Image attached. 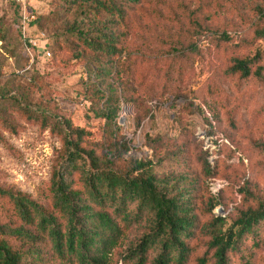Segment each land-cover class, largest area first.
<instances>
[{
	"label": "rangeland",
	"instance_id": "374dc122",
	"mask_svg": "<svg viewBox=\"0 0 264 264\" xmlns=\"http://www.w3.org/2000/svg\"><path fill=\"white\" fill-rule=\"evenodd\" d=\"M9 3L0 0V184L42 199L63 149L60 118L84 128L91 144L113 140L95 88L105 90L113 79L95 73L101 53L71 37L70 30L76 24L95 31L114 17L83 15L64 0H34L30 10L37 21L26 34L41 45L45 34L51 56L38 54V48L32 59L22 18ZM126 18L120 46L138 62L131 93L144 99L148 113L140 122L136 103L122 98L115 121L123 157L113 167L131 173L134 159L151 160L154 174L173 193L189 190L197 215L189 240L194 264L207 249L206 223L212 213L227 217L225 229L238 207L264 200V150L256 148L264 143V77L242 80L229 71L233 58L264 49V0H141ZM202 31L207 38L197 47ZM227 32L230 40L218 39ZM226 138L233 143L228 160L215 149ZM205 157L219 164L218 176H207ZM246 185L254 195L250 201L239 191ZM211 194L217 200L213 212ZM148 227L144 220L129 228L114 250V261L121 262ZM231 258V264H264V245L253 248L246 240ZM58 263L48 256L44 264Z\"/></svg>",
	"mask_w": 264,
	"mask_h": 264
},
{
	"label": "trees",
	"instance_id": "16d2710c",
	"mask_svg": "<svg viewBox=\"0 0 264 264\" xmlns=\"http://www.w3.org/2000/svg\"><path fill=\"white\" fill-rule=\"evenodd\" d=\"M140 1L64 0L83 15L114 17V22L103 23L95 31L85 32L76 24L70 30L71 37L101 53L100 72L95 73L113 79L105 90L95 86L96 95L104 102L100 113L107 120L113 140L110 144H91L84 128L73 125L67 118L57 121L63 149L43 198L0 184V201L5 206L0 211V264H44L48 256L59 261L58 264H191L193 248L189 240L196 228L197 215L189 190L173 193L154 174L151 160L134 159L131 173L141 171L136 176L113 167L116 159L123 157L115 121L122 98L136 103L141 111L140 122L148 113L144 99L131 93L133 79L139 78L138 62L120 46L128 30L126 15ZM9 4L21 17L19 5L11 1ZM35 21L37 17L32 22ZM203 32L195 42L197 47L199 41L207 38ZM3 37L0 26V39ZM218 37L230 40L232 35L227 32ZM109 56L114 58L110 61ZM263 60L264 49L257 48L253 55L233 58L229 71L242 80L263 78ZM226 139L217 141L215 149L220 159L223 156L228 160L231 157L228 158L227 150L233 149L230 138ZM256 148L264 150V143ZM203 165L208 177L219 175L214 171L219 164L213 166L205 157ZM239 191L245 200L254 197L247 185ZM211 197L209 208L213 212L212 203L217 200ZM3 213L11 215V220ZM231 219L224 229L227 217L212 213L206 223L210 231L207 249L196 257L194 264H231L232 252L244 241H250L253 248L264 245L263 199L238 207ZM144 220L149 221L148 229L128 246L121 262L114 261V250L126 231ZM153 251L156 254L151 257Z\"/></svg>",
	"mask_w": 264,
	"mask_h": 264
},
{
	"label": "built area",
	"instance_id": "2783aa9c",
	"mask_svg": "<svg viewBox=\"0 0 264 264\" xmlns=\"http://www.w3.org/2000/svg\"><path fill=\"white\" fill-rule=\"evenodd\" d=\"M17 5H19L20 7V11H21V28H22V32L24 34V40L26 43V49L28 50V53L30 55V57L33 59L36 55L35 49H40L38 51L39 53H43L44 57H50L51 56V52L50 50L47 49L46 46V39H45V34H42L45 44H39V40L38 38H28L29 36H27V32L29 29L30 24L32 23L33 20L36 19V15L33 11H31L30 6L33 5V1L34 0H9Z\"/></svg>",
	"mask_w": 264,
	"mask_h": 264
}]
</instances>
